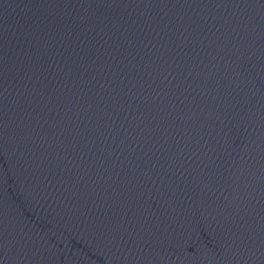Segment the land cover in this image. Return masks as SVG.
Wrapping results in <instances>:
<instances>
[{
    "label": "water",
    "instance_id": "obj_1",
    "mask_svg": "<svg viewBox=\"0 0 264 264\" xmlns=\"http://www.w3.org/2000/svg\"><path fill=\"white\" fill-rule=\"evenodd\" d=\"M0 264H264V0H0Z\"/></svg>",
    "mask_w": 264,
    "mask_h": 264
}]
</instances>
